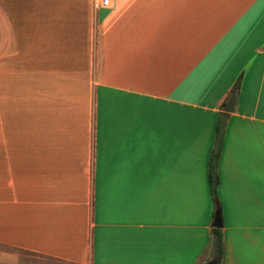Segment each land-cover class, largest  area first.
<instances>
[{"label":"crops","instance_id":"0c3cea01","mask_svg":"<svg viewBox=\"0 0 264 264\" xmlns=\"http://www.w3.org/2000/svg\"><path fill=\"white\" fill-rule=\"evenodd\" d=\"M95 2L12 12L0 260L264 264V0Z\"/></svg>","mask_w":264,"mask_h":264},{"label":"rangeland","instance_id":"374dc122","mask_svg":"<svg viewBox=\"0 0 264 264\" xmlns=\"http://www.w3.org/2000/svg\"><path fill=\"white\" fill-rule=\"evenodd\" d=\"M17 8H18V0H0V24L1 27L4 29L2 32L5 34V39H6L4 45H1V50H0L1 54H10V47H8L10 44L8 43L7 40L11 39L10 25L12 21V12L15 11ZM213 247H214V240H213ZM0 264H11V263L5 262L4 260H0Z\"/></svg>","mask_w":264,"mask_h":264},{"label":"trees","instance_id":"16d2710c","mask_svg":"<svg viewBox=\"0 0 264 264\" xmlns=\"http://www.w3.org/2000/svg\"><path fill=\"white\" fill-rule=\"evenodd\" d=\"M218 156H219V151H215L210 161L209 179L211 184V192L214 196H216V188L219 182L218 173H217ZM213 235H214V247H215L216 256L219 258L223 253V237L220 229H213ZM217 260L219 261V259Z\"/></svg>","mask_w":264,"mask_h":264},{"label":"water","instance_id":"95a60500","mask_svg":"<svg viewBox=\"0 0 264 264\" xmlns=\"http://www.w3.org/2000/svg\"><path fill=\"white\" fill-rule=\"evenodd\" d=\"M235 102H236V95H234L231 100L229 101V103L225 106L224 111L227 113H232L235 109ZM211 227L213 229H221L223 228V220H222V215H221V209L219 204L217 203V210L215 212V216H214V221L211 225ZM206 264H219V261L214 259L211 260L210 262L206 263Z\"/></svg>","mask_w":264,"mask_h":264},{"label":"built area","instance_id":"2783aa9c","mask_svg":"<svg viewBox=\"0 0 264 264\" xmlns=\"http://www.w3.org/2000/svg\"><path fill=\"white\" fill-rule=\"evenodd\" d=\"M96 7H111L112 6V0H96L95 2Z\"/></svg>","mask_w":264,"mask_h":264}]
</instances>
